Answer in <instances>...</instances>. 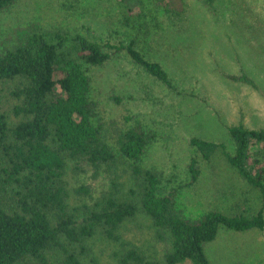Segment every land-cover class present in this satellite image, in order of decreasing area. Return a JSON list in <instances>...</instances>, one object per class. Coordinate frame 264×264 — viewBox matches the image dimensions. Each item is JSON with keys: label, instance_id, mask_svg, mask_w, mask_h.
I'll return each mask as SVG.
<instances>
[{"label": "trees", "instance_id": "1", "mask_svg": "<svg viewBox=\"0 0 264 264\" xmlns=\"http://www.w3.org/2000/svg\"><path fill=\"white\" fill-rule=\"evenodd\" d=\"M17 1L0 0V14ZM137 1L142 6L122 7L126 26L145 27L152 17L143 0ZM151 1L155 11L174 22L187 16L185 0ZM21 31L14 45L0 52V87L7 92L0 102V194L13 201L7 208L0 204V264H101L106 249L112 250L108 264H211L205 248L222 230L264 231V129L229 128L232 152L225 145L191 142L207 162L219 150L258 191L261 208L235 206L231 214L212 211L187 219L177 207L183 188L166 192L163 174L143 166L156 132L135 124L119 131L112 145L91 98L89 68L106 65L112 58L108 50L126 51L172 89L163 66L148 60L135 41L104 46L77 31H50L38 24ZM81 162L97 176L104 171L110 177L109 190L91 204L86 200L91 189L74 188L70 180L72 165ZM200 175L193 160L185 187H193ZM141 218L148 228L133 233L128 225ZM146 229L151 238L139 239Z\"/></svg>", "mask_w": 264, "mask_h": 264}, {"label": "rangeland", "instance_id": "2", "mask_svg": "<svg viewBox=\"0 0 264 264\" xmlns=\"http://www.w3.org/2000/svg\"><path fill=\"white\" fill-rule=\"evenodd\" d=\"M185 2L186 18L174 22L155 11L151 0H143L152 11L143 27L123 22L122 7L142 6L137 0L123 4L116 0H18L0 14V52L14 45L22 35L20 30L34 24L50 31H77L104 46L125 47L135 41L148 60L163 66L173 88L151 77L126 51L108 50L111 60L103 67H90L88 73L98 123L103 125L107 140L114 145L119 131L135 124L156 132L157 140L143 166L163 174L166 192L183 188L177 207L187 219L212 211L231 214L235 206L258 211V191L228 165L221 152L217 150L207 162L191 142L200 139L225 145L232 152L229 128L264 129V0ZM6 94L0 87V102ZM193 160L201 175L193 187L186 188ZM71 169L72 186L91 189L92 199L88 197L87 203L109 190L106 172L97 176L86 162ZM12 202L0 194L1 205L7 208ZM148 226L141 218L128 228L133 231ZM143 234L139 239L151 238L148 229ZM103 251L101 264H108L112 250ZM205 253L211 264H264V231L222 230Z\"/></svg>", "mask_w": 264, "mask_h": 264}]
</instances>
